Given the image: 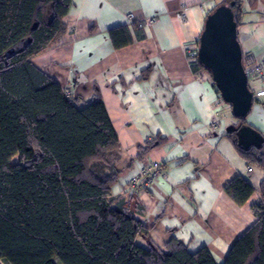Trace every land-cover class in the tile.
Listing matches in <instances>:
<instances>
[{
  "label": "crops",
  "instance_id": "1",
  "mask_svg": "<svg viewBox=\"0 0 264 264\" xmlns=\"http://www.w3.org/2000/svg\"><path fill=\"white\" fill-rule=\"evenodd\" d=\"M220 0H72L65 33L31 61L72 98L88 101L97 89L119 140L115 165L120 178L114 195L135 168L152 161L163 174L136 192L143 207L135 217L152 239H176L194 253L207 248L222 264L230 247L252 226V205L264 197V170L248 165L223 135L235 122L206 72L194 74L198 38L206 14ZM238 41L243 53L264 54V0H240ZM128 14H132L129 18ZM142 23L144 37L131 26ZM127 26L132 43L114 49L107 30ZM197 59V58H195ZM253 95L258 81H249ZM254 96L253 98H255ZM247 125L264 137V100L255 98ZM216 123V128L213 124ZM166 138L139 162V147ZM250 166L252 169L247 172ZM248 178L253 192L241 205L225 192L236 176Z\"/></svg>",
  "mask_w": 264,
  "mask_h": 264
},
{
  "label": "trees",
  "instance_id": "2",
  "mask_svg": "<svg viewBox=\"0 0 264 264\" xmlns=\"http://www.w3.org/2000/svg\"><path fill=\"white\" fill-rule=\"evenodd\" d=\"M240 3L220 0L213 9L229 6L239 25ZM71 4L0 0V259L5 264H215L207 248L191 253L176 239L156 243L135 217L143 213L136 192L113 194L121 175L115 167L120 144L98 90L88 101L67 97L32 64L65 33L63 17ZM143 26H131L140 39ZM107 34L114 49L132 43L127 26ZM190 67L195 75H210L197 59ZM244 124L246 118L232 125ZM234 134L223 135L248 165L264 170V144L245 149ZM166 140L145 141L135 159L143 161ZM224 189L238 205L253 192L242 175ZM260 194L264 197V181ZM252 206L255 223L222 264H264V206Z\"/></svg>",
  "mask_w": 264,
  "mask_h": 264
},
{
  "label": "water",
  "instance_id": "3",
  "mask_svg": "<svg viewBox=\"0 0 264 264\" xmlns=\"http://www.w3.org/2000/svg\"><path fill=\"white\" fill-rule=\"evenodd\" d=\"M229 6L221 5L206 14L200 33L197 61L207 72L220 99L230 107L235 119L246 118L254 102L243 66V53L238 41V25ZM226 132H235L242 148H260L264 137L249 125H229Z\"/></svg>",
  "mask_w": 264,
  "mask_h": 264
},
{
  "label": "built area",
  "instance_id": "4",
  "mask_svg": "<svg viewBox=\"0 0 264 264\" xmlns=\"http://www.w3.org/2000/svg\"><path fill=\"white\" fill-rule=\"evenodd\" d=\"M131 18L132 14H128ZM188 56L190 59L194 60L196 54L189 52ZM243 66L245 69V74H247L249 81H258L260 83V88L255 93V98L264 100V54L257 57L253 54H246L243 56ZM64 93L67 97H72V91L64 87ZM216 128V123L213 124ZM251 167L248 166L247 172L251 171ZM163 174L161 164L156 161H152L147 165H140L135 168V172L130 176L128 182L124 186V191H134L139 192L143 189L149 188L158 176Z\"/></svg>",
  "mask_w": 264,
  "mask_h": 264
},
{
  "label": "rangeland",
  "instance_id": "5",
  "mask_svg": "<svg viewBox=\"0 0 264 264\" xmlns=\"http://www.w3.org/2000/svg\"><path fill=\"white\" fill-rule=\"evenodd\" d=\"M57 264H60L59 262L56 261ZM0 264H5L1 259H0Z\"/></svg>",
  "mask_w": 264,
  "mask_h": 264
}]
</instances>
